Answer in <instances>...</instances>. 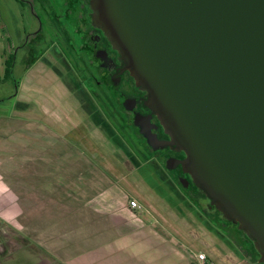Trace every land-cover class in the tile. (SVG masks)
I'll use <instances>...</instances> for the list:
<instances>
[{"label": "water", "instance_id": "1", "mask_svg": "<svg viewBox=\"0 0 264 264\" xmlns=\"http://www.w3.org/2000/svg\"><path fill=\"white\" fill-rule=\"evenodd\" d=\"M93 8L184 148L192 179L264 259V0H94Z\"/></svg>", "mask_w": 264, "mask_h": 264}, {"label": "flooded vegetation", "instance_id": "2", "mask_svg": "<svg viewBox=\"0 0 264 264\" xmlns=\"http://www.w3.org/2000/svg\"><path fill=\"white\" fill-rule=\"evenodd\" d=\"M93 1L7 0L0 82L10 93L0 102L12 101L14 113L21 118L12 121L17 123L12 128L14 133L4 132L7 149L2 150L6 154L0 157L4 159L7 155L8 160H13L11 148L17 147V157L23 166L51 169L50 164H55L60 154L68 151L66 148L53 158L44 155L50 148L59 146L58 143L69 144V131L56 125L58 115L53 116L32 99L36 91L45 94L44 88H50L59 102L63 100L70 118L81 123L86 120L123 155L144 183H149L155 195L169 203L171 212L183 220L193 238L199 240L200 225L218 239L219 244L214 245L200 239L209 253L206 259L222 261L216 252L223 251L222 245L231 251L228 260L264 264L254 240L226 218L216 202L192 179L184 148L170 129L163 127L150 107V94L136 83L125 56L97 22ZM32 123L39 126L29 127ZM142 133L149 135L154 144L149 145ZM35 139L46 141L47 145L37 149L33 145ZM0 177L5 180L3 175ZM188 216L199 224L191 222ZM1 223L9 226L0 217ZM7 246L6 241L4 249ZM47 247L35 243L23 245L22 264H66L68 260L58 259Z\"/></svg>", "mask_w": 264, "mask_h": 264}, {"label": "rangeland", "instance_id": "3", "mask_svg": "<svg viewBox=\"0 0 264 264\" xmlns=\"http://www.w3.org/2000/svg\"><path fill=\"white\" fill-rule=\"evenodd\" d=\"M6 3L7 0H0V55L4 47L2 27ZM44 91L45 94L36 91L33 101L52 112L53 116L58 115L57 127L69 131V144L58 143L59 146L50 148L44 155L53 158L66 148L69 154H66V150L65 154H60L61 157L56 159V163L50 164L51 169L23 166L17 157V147L11 148L13 160H8L7 155L4 159L0 157V174L5 177V180L0 177V213L7 214L8 220L5 221L9 223V226L0 224V264H22V247L29 243L48 246L47 248L63 261H69L79 250H90L92 252L84 254L82 259L87 264H93L99 256V250H96L98 243L125 235L114 244L121 252L120 263L200 264L197 254H209L200 239L209 240L213 245L219 244L218 239H214L201 228L192 216L188 217L198 225L201 236L196 237L199 240L188 237L187 232L178 229L176 226L183 223V220L171 212L169 203L155 195L123 155L100 137L86 120L81 123L70 118L63 100L59 102L52 89L45 87ZM8 93V87L0 82V100ZM20 118L14 113L12 101L0 102V156L6 154L2 150L7 149L4 132L14 133L12 128L17 126V123L12 121L18 122ZM28 126L39 125L32 123ZM18 140L24 141L22 138ZM34 144L37 149L47 145L46 141L41 139H35ZM25 163L29 165L28 162ZM132 199L141 207L137 214L138 223L154 224V227L160 225L165 229L167 226L170 245L180 246L179 256H175L172 251L176 248L164 249L165 254H161V249L159 253L151 250L144 240L139 239L140 235L129 236V229L118 225L120 221L114 216L95 217L93 214L98 210L108 209L125 211ZM124 213L121 212L118 216L126 219ZM102 237L104 238L101 239ZM6 241L9 246L4 249ZM182 243L187 245L181 246ZM220 246L223 251L217 249L216 252L223 260L216 258L213 262L207 259V264H244L235 258L226 259L227 255H232L231 251ZM176 257L179 262L174 260Z\"/></svg>", "mask_w": 264, "mask_h": 264}, {"label": "crops", "instance_id": "4", "mask_svg": "<svg viewBox=\"0 0 264 264\" xmlns=\"http://www.w3.org/2000/svg\"><path fill=\"white\" fill-rule=\"evenodd\" d=\"M4 186V185H3ZM2 186V187H3ZM133 210H130L128 208V205L125 209V211H117L115 209H108V210H103V211H96L94 212V216H114L116 218H118V220L120 221L119 223H117L118 225L122 226L124 225V229H129V236H139V239L144 240V242H146V245H148L151 250H155L156 252L159 253L160 249L162 250L161 254H165L164 253V249H172V248H176V249H172L173 253L175 254V256H179L178 254V247L175 246H171V242L169 241V235H168V230H167V226L166 229L161 227L160 225H156L154 227V224L150 225L148 223H138L139 218H138V211H134L133 213L130 212ZM121 212H125L124 214H126V219H122L121 217H119V213ZM163 215V214H162ZM0 217L8 220L7 218V214H3L0 213ZM93 222V221H92ZM183 222V221H182ZM101 225V224H100ZM100 227V226H99ZM178 229H180L182 232H187V236L188 237H192L193 235L192 232L189 233L188 230L185 229V225L183 223H181L180 225L176 226ZM165 232V238H164V231ZM191 231V230H190ZM142 233L144 234L142 236ZM125 235V234H124ZM126 236V235H125ZM123 237H117L115 239H110L108 241H103L98 243V247L96 250H99V256L98 258L94 261L93 264H129V262L127 263H123V262H119V255L121 254V252H119L116 247H114V244L116 243V241L118 239H122ZM176 237V236H175ZM104 237H102L101 239H103ZM174 241V240H173ZM183 245L181 246H185L187 245L186 243H182ZM114 247V248H113ZM92 251L90 250H79L76 253H74L72 255V258H69V261H66V264H87L83 261V257L84 254H89ZM71 256V255H69ZM75 259V261L73 260ZM82 259V260H81ZM179 258L176 257L174 260L178 261ZM81 260V261H80ZM65 261V260H64ZM145 262V261H144ZM142 264H147V263H142ZM152 264V263H150Z\"/></svg>", "mask_w": 264, "mask_h": 264}, {"label": "built area", "instance_id": "5", "mask_svg": "<svg viewBox=\"0 0 264 264\" xmlns=\"http://www.w3.org/2000/svg\"><path fill=\"white\" fill-rule=\"evenodd\" d=\"M128 208L133 211H139L141 209L139 203L136 200H130L128 202ZM197 260L200 262V264H207L206 263V255L204 253H198L197 254Z\"/></svg>", "mask_w": 264, "mask_h": 264}, {"label": "trees", "instance_id": "6", "mask_svg": "<svg viewBox=\"0 0 264 264\" xmlns=\"http://www.w3.org/2000/svg\"><path fill=\"white\" fill-rule=\"evenodd\" d=\"M60 263V262H59ZM61 264V263H60Z\"/></svg>", "mask_w": 264, "mask_h": 264}]
</instances>
